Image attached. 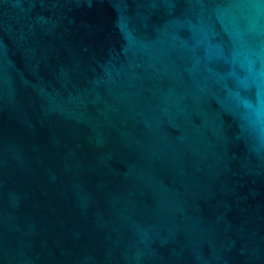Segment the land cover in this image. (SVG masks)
Instances as JSON below:
<instances>
[{
  "label": "water",
  "instance_id": "water-1",
  "mask_svg": "<svg viewBox=\"0 0 264 264\" xmlns=\"http://www.w3.org/2000/svg\"><path fill=\"white\" fill-rule=\"evenodd\" d=\"M0 264H264V0H0Z\"/></svg>",
  "mask_w": 264,
  "mask_h": 264
}]
</instances>
